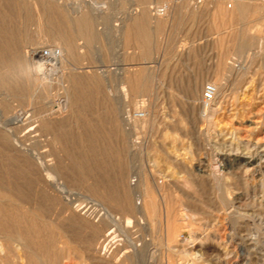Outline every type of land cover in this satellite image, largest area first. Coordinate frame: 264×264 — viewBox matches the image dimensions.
I'll return each instance as SVG.
<instances>
[{
	"label": "rangeland",
	"instance_id": "1",
	"mask_svg": "<svg viewBox=\"0 0 264 264\" xmlns=\"http://www.w3.org/2000/svg\"><path fill=\"white\" fill-rule=\"evenodd\" d=\"M11 1L14 4L27 2L32 12L33 18L26 23H23V16L11 17L16 32H22L24 27L23 32H29L21 55L30 66L27 75L32 77L26 75L28 89L19 95L0 89V121H11L17 113H22V121L16 122L20 127L15 124L11 143L28 153L34 152L32 155H35L36 165L40 164L37 168L41 176L35 181L36 177L29 174L32 180L35 178L30 190L33 197L39 192L44 194V202L51 208V218L55 214L61 218L64 215L62 203L71 202L66 206L93 224L108 214L119 220V226H113V239L105 252L108 257L117 252L118 264H128L126 260L131 248L126 245L138 240L136 243H144L145 252L141 259L138 253V260L133 264H264V0H242L251 9L240 21H226L225 16L212 14L218 5L225 12H231L236 0ZM45 1L64 7L69 14L74 13L73 8L77 5L92 11L97 38L88 47L90 58L82 39L76 42L79 48L75 59L65 57L62 64L59 62L62 51L60 59L42 61L38 58L42 49L59 48L57 39L35 22L38 14L40 16L39 4ZM144 9L151 30L157 20L162 23L161 34L152 33L151 52L147 57H141L140 48L131 42V35L125 38L122 34L128 19ZM30 50L35 54L29 55ZM221 54L226 69L222 68L224 71L219 70L220 74H217L216 64ZM31 68L34 74L29 73ZM138 68L149 75L147 92L142 96L124 97L120 90L126 85L121 80ZM92 73L102 75L105 80V101L100 99L98 104L100 102L104 107L108 102L112 105L116 110L118 129L125 136L119 140L115 134L110 147L117 151L115 157L125 167L123 182L130 190V198L139 205L140 182L145 181L153 189L161 185L159 192H163L161 195L165 198L162 199L169 202L171 214L177 217V236L173 244L176 246L170 250L161 240L160 222L150 227L149 222L144 221V233L136 225V219L126 226L122 217L113 215L94 193L89 192L91 178L84 183L77 179V173L70 170L72 159L58 148V144L56 150L55 142L49 136L36 135L39 123L33 117V111L35 100H39L49 110L42 115L47 118L50 115L53 121L61 117L65 127L62 129L66 132L73 129L72 133L79 134L81 129H88L101 146L100 156L109 158L103 149L107 134L104 137L99 134L96 123L78 112L69 99L71 77H89ZM212 81L219 83L220 94L204 109L200 103L202 92ZM1 101L8 103L1 104ZM135 109L144 112L143 119L128 121L126 111ZM16 138L22 139V143ZM78 142L84 147L81 137ZM1 151L4 152L0 147ZM81 153L87 162H91V153L85 150ZM238 158L252 162L245 164ZM0 235V264H13L5 246L6 237L3 233ZM65 246L69 251L60 264H89L78 244L70 242ZM190 252L194 256H190ZM120 259L126 262H120ZM14 262L25 263L23 259Z\"/></svg>",
	"mask_w": 264,
	"mask_h": 264
},
{
	"label": "bare ground",
	"instance_id": "2",
	"mask_svg": "<svg viewBox=\"0 0 264 264\" xmlns=\"http://www.w3.org/2000/svg\"><path fill=\"white\" fill-rule=\"evenodd\" d=\"M25 3L26 4H24L23 2H19L18 4L17 3L14 4V1L11 0H0V89L3 88V91L4 89L9 90L13 93H16V95H19V93L21 92L23 93L25 89H28L26 87L28 83V78L26 77V75L28 70L27 68H30V66L28 67L27 63H25L26 61L24 62L23 59H25V57L22 58L23 56L21 55V51L23 49V44L27 41L25 39H27L26 37L28 36L29 32L27 31L28 32L27 34L26 32H23V30H26L25 27L24 28L22 27L23 28L22 32H18V31L16 32L17 29L14 30L15 28L14 29L12 28L11 22L13 20L11 19V17L13 16L15 17L19 15V16H23L22 17L23 23L30 21L33 18L32 12L29 4H27V2ZM33 4L34 7L37 6L36 3ZM247 4L242 0H236L235 5H233L234 8L231 12L228 11L225 12L226 10L218 5L215 8V10L213 9L214 11L212 14L213 16L215 15L221 17L225 16L226 21H228V19L231 21L234 19L239 21L244 20L248 16V12L250 8ZM39 5H40V11L39 10L38 11L40 12V16L37 13L38 14V16L36 17L37 21L35 22H37L41 27H44V29L46 30L45 32L54 36L57 39V43L59 44V48L60 51H62V56H63V57L60 56L62 60L59 58L60 59L59 62L63 64V59L65 57L70 59L76 58V56L78 55L77 50L79 48V45H77L76 43L78 39L83 40L82 42H84V45L87 47L86 55L90 58L91 55L88 50V47L93 42H95L97 38V34L94 31V19H93L92 11L88 10L87 9L88 7L86 6L84 7L82 5L80 6L77 5L74 6L73 8L74 13L69 14L67 12L68 10L66 11L64 7L53 6V4L50 3V1L48 3H46L45 1V3H41ZM13 10H15L16 12H13ZM258 11L261 12L260 10ZM250 16H254V15L250 14ZM148 20L149 18L145 9L141 10L140 13L128 19L129 21V22L127 21L128 25L124 27L122 31V34L124 35L125 38H128L129 35H131L132 38L131 42L134 44V46L136 45L137 47L140 48L141 57H147L151 52V47H152L151 40H153L152 33L155 32L156 35L158 33L161 34L160 31H161L162 23L157 20L154 24V27H152L153 29L151 30V28L149 27L150 25H148ZM217 26L218 25H216V27ZM237 32L239 35L240 34L239 31ZM54 37L53 39H55ZM236 44L238 45V43ZM30 51L31 52L29 55L35 54L33 50ZM226 52H228V50ZM26 53L28 54V51ZM35 61L39 62L37 60ZM223 63L224 60H222V54H221L220 60L216 64L217 65L216 69H218V71L216 70L217 74L218 73L220 74L221 70L224 71L223 69L225 65ZM59 66L61 67V65ZM1 69L3 71H1ZM138 69L139 70H137L134 73H131L129 76L125 77L124 75L123 80L120 79L126 85L125 86L126 88L123 87L120 90L124 97L127 95H131V96L136 95V97L142 96L145 91L147 92L148 85L150 82L149 75L147 71L140 70V68ZM32 70L34 69L31 68V70H29V73L31 72V74H34L33 72L35 71L32 72ZM71 78L72 79L69 80L70 88H71L69 94L70 102L72 106L78 110V112H81L85 116H87L89 121H93L96 123L97 129L99 130L97 131L99 132V134L100 133L103 134L102 135L103 137L105 136V134H107V139L105 140L106 143L105 144L103 143L104 146L103 149H105V151L109 155V158L106 159L100 156L101 146L100 144L97 143V140L95 139L94 135L89 133L88 129L86 130L81 129V131H79V134L72 133L71 131L73 129L71 131L66 132V130L64 131L62 129L65 128L63 127L64 120L61 119L60 116H59L60 118H58L60 120L53 121L51 120L50 115H49L50 118L49 117L47 118L46 115H42L43 112L49 110H47L45 105H43V103H41L39 100H35L36 107H34L35 110L33 109L34 110L33 117L38 121L37 123H39L37 124L38 126L37 129L35 130L36 135L43 137L49 136L50 139L55 142L56 150L58 144V148L61 149L65 155L69 156V158L72 159L73 162H71L70 170L75 171L77 173L78 175L77 179L79 181L83 180L84 183V180H86L87 178H91L93 181L88 186L89 192L90 193L92 192L91 194L94 193V195L97 196V198L102 203H104L108 207V209L111 210L112 213H114L113 215H119V217H122L124 219V223L126 226H129L132 223V219H136V225H139V228L141 230H143L144 228L143 224L147 221L149 222L150 227H154L156 222H160L158 224H161V229H162V231H160L162 232L161 235L162 237L160 236L161 240L167 246L166 249L168 250L172 249L173 247L176 246V245L174 246L173 244H175L174 238L175 236H177L175 234L176 225L178 228V224L176 221L177 217L174 218L175 216H173L172 215L173 213L170 212L171 207L168 205L169 202L167 203L166 200L162 199L164 198L161 195L163 192L162 193L159 192L161 190L159 189L161 188L160 187L161 185H158L156 189H153L150 188L145 181L138 183V185L142 187V194H140L141 195L140 198H138L139 196L137 197L138 199H140V203L138 202L139 205H136V203H134L135 201L133 200V198L132 197L130 198L129 188L126 187L123 182L125 176L124 173L125 167L123 168L122 163H120L118 161L119 159L115 157L116 155L115 152L117 151L116 150L115 152L112 151L111 149L112 147L110 146L111 143L113 142L112 137L113 136L116 137L115 134L118 135L119 140L124 139L125 136L123 132H120V129H118V122L114 114L116 110L113 109L112 105L109 104L108 102L105 103L104 107L102 106V104H100V102L98 104V100L100 99L102 101H105L104 84H103L105 80L103 76L92 73V75L89 77L72 76ZM31 79L33 80V78ZM211 83L214 86L213 98L211 102H214L217 96L220 94L219 93L220 85L219 83L217 84L215 81H212ZM191 95L194 96L195 93L191 92ZM193 99L196 100L195 97ZM7 103L1 101V104H7ZM209 104L206 107L203 106V108L204 109L208 108ZM99 106H101V108ZM106 113H108V115ZM21 114L17 113L15 117H13L14 116L13 115L12 116L13 119H11V121L8 120L4 122L0 121V147L2 148V150H4V152L2 151H1L2 153L0 152V233H3L5 235L4 237H6L5 246L6 249L8 250V253L10 254L9 256L12 257V261H13L12 263L15 264L14 260L17 261L19 259H23L25 262L24 264H60L61 260L65 258L66 253L69 251L68 247H66L65 245H67L70 242H73L75 244H78L80 249L85 252L86 257L88 258L87 260H89V264H118L119 259L117 257V252H114V254H112L109 257L105 255V252L107 250V245L109 241L113 239V234L115 232L113 230V226H117L119 220L117 221L116 218L108 214L105 217L102 216L103 218L100 219V221L97 224H93L85 220L84 219L85 217L81 218L80 215L75 213V210H73L71 207L66 206L71 202L70 203L66 202V204L61 202L62 203L61 213L62 214L64 213V215L61 216V218H57L59 214L58 215L55 214L54 218H51V212H50L51 208L47 202H44V194H42L41 192L39 193L37 192L38 194H35V197H33L34 195H32L33 193L30 190L32 188L31 181L35 179L34 177H36L35 179L36 181L39 178L38 176H41L39 175L40 173H38L40 169L37 168L40 167V164L37 163L36 165L34 159L35 155H32L34 152L31 153L29 151L30 148L29 150H27L30 152L28 153L26 152V150L23 149V147L22 149H18L16 147L17 144L13 145L11 143L12 142L11 137L13 135L15 136L16 130H14V128L17 125L16 122L19 123L22 121L20 120ZM54 114L57 113L55 112ZM34 118H33V122H35ZM8 129H10V131ZM31 129L32 128H30L29 130ZM80 137L85 142L84 147L79 146L78 139ZM17 141L22 143L21 142L22 139H17ZM31 143H33L34 146V141ZM84 150L88 151L93 155L91 162H87L85 160L86 158L84 159V156L81 153ZM55 154L57 153L55 152ZM56 159H57V155H56ZM238 159H240L241 161H245V164H251L252 162V161L250 162L251 159L250 160H246V159L244 160L243 158H242L243 160L241 158ZM58 161H56V163H58ZM29 174L30 177L31 175L34 176L33 180L29 177ZM27 177H29L31 180L28 179ZM52 179H54V177H52ZM117 188H119L120 190L117 191L116 190ZM48 201L50 200L48 199ZM54 212L57 213L56 210H54ZM155 231L157 232V230ZM150 240L153 241L152 238H150ZM138 241L126 245L131 248L130 249L131 253L127 257L128 258L126 260L127 262L123 259L122 261L120 259V262L124 261L128 264H133L134 261L138 260V253H139V259H141L143 253L145 252V250L143 251L144 243L142 244L136 243ZM59 243L62 244V247L60 248L58 247ZM138 246H140L139 249ZM189 255L194 256V254L191 252Z\"/></svg>",
	"mask_w": 264,
	"mask_h": 264
},
{
	"label": "built area",
	"instance_id": "3",
	"mask_svg": "<svg viewBox=\"0 0 264 264\" xmlns=\"http://www.w3.org/2000/svg\"><path fill=\"white\" fill-rule=\"evenodd\" d=\"M61 56L59 48L47 47L38 52V58L42 61H49L58 59ZM214 86L212 83L205 85L202 96H201V105L207 106L213 98ZM125 116L128 121L130 120H141L144 117V112L141 109H135L132 111H126Z\"/></svg>",
	"mask_w": 264,
	"mask_h": 264
}]
</instances>
